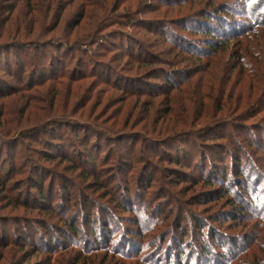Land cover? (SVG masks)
Wrapping results in <instances>:
<instances>
[{"label":"rangeland","instance_id":"1","mask_svg":"<svg viewBox=\"0 0 264 264\" xmlns=\"http://www.w3.org/2000/svg\"><path fill=\"white\" fill-rule=\"evenodd\" d=\"M19 1L25 3V0H4L0 4L8 7L1 11L0 18L7 19L13 11L12 20L6 26L11 30L24 27L22 24L12 26L22 15L18 9L13 10ZM70 1L64 12V23L83 13L81 0ZM88 1L98 2L99 6L86 8V14L90 12L100 17L104 1L108 10L117 9L108 15L118 19L120 24H114L115 19L105 22L107 29L100 34L104 38L99 42L106 43L107 49L85 44L78 45V49L74 48L75 44H69L66 50L62 43L53 41L51 45L46 43L50 48L44 64L37 57L35 64L25 65L28 73L13 64L20 57L15 53L14 57L4 56L0 62V78L9 91L7 95L15 93L9 98L3 97L6 93H0V111L15 113L8 124L0 115V131L8 130L4 135L8 137L0 138V168L5 166L8 171L2 178L7 189L3 192L0 187V264H74L78 259V264H204L206 252L200 248L202 237L196 228L201 224L205 226L201 228L205 239L210 231L218 232L216 238H223V234L239 245L245 243L247 237L254 235L256 227L264 225V220L256 218L260 213L257 210L255 216L243 215L248 222L236 221L232 213L238 211L227 199L242 195L240 198L253 207L264 205V152H260V146L264 147V28L256 27L258 21L264 20V0ZM38 2H35L37 7ZM63 7L64 4L54 6L53 13L63 12ZM29 10L27 3L22 5V11L30 16ZM49 13L47 10L46 16ZM206 13L220 15L227 23L223 32L229 36L213 55L207 52L200 32L206 28L203 22ZM39 16L37 13L38 21ZM53 25L54 22L47 20L44 32L51 31ZM212 25L219 27L216 22ZM28 27L31 30V25ZM39 30L38 24L35 25L34 31ZM63 31L69 32V28L64 27ZM172 34L179 36V40L173 39L179 42L182 39V44L196 55L183 67L166 64L174 60L168 56L169 51L178 53L171 46ZM31 39L26 41L32 42L26 43L25 48L33 52L35 48L31 47H38L39 41ZM5 44L23 46L18 42ZM137 44L146 50L143 57L157 58L155 66L126 54L130 52L125 51L134 49L137 53ZM245 44L248 46L243 48L246 54L237 60L234 55H240V48ZM68 55L69 60L64 62ZM132 67L135 70L128 71ZM63 68L65 78L48 80ZM176 73L183 74L180 79L176 78L177 88L167 91L164 80ZM41 76L46 77L47 82L32 88ZM257 92H261L260 97ZM186 121L188 125L182 127ZM53 125H61L64 142L71 148L70 160L61 165L46 161L37 153L50 151L39 144L42 136L23 137L24 128L43 131ZM65 125L78 128L81 134L83 128H97L103 135L98 144L91 142L97 158L95 164L91 163V169H97L103 177L90 178L92 172L87 174V168L73 158L74 148L68 140L74 141V136ZM113 127L118 130L115 134L109 132ZM20 137L23 138L20 140ZM123 137L126 146L118 144V139ZM74 143L79 144L76 140ZM217 147L223 151L214 162L218 165L217 171L226 170L225 163L228 168L233 165L235 159L229 155L236 157V153H241L237 157L243 158L246 173L251 175L250 189L235 184L231 196L224 198L218 194L221 188L217 185H207L206 181L199 185L188 182L192 170L181 168L188 177L172 174V169L178 168L172 156L188 160L196 152ZM199 159L200 155L195 162ZM38 167L45 179L46 195L51 203L54 200L53 206L63 203L67 210L83 211L86 217L90 208L84 204H95L102 212L94 210L91 214L108 217L112 214L110 207L114 206V199L126 201L129 195L136 196L135 200L130 198L136 212L114 215L116 220L111 229L115 235L100 245L95 244L92 230L86 233L87 229L82 227L81 236L67 240L68 251L40 252L32 244L36 234L44 232L41 222L43 225L59 222L47 208H39L32 199L36 198V190L31 188L32 171H38ZM193 173L198 177L197 182L203 179L197 171ZM226 176L231 174L228 172ZM9 177L12 180L7 182ZM69 198H73V202H68ZM137 200L139 202L135 203ZM105 206L109 208L107 212L103 211ZM165 214L171 228L156 225L166 220ZM82 220L80 216L78 225L82 226ZM152 228L155 231H148ZM184 228L186 237L181 241L178 237ZM8 242L12 244L6 247ZM214 246L212 252L218 256L230 253L217 244ZM261 246L256 249L260 256L254 257L258 259L256 264H264V243Z\"/></svg>","mask_w":264,"mask_h":264},{"label":"trees","instance_id":"2","mask_svg":"<svg viewBox=\"0 0 264 264\" xmlns=\"http://www.w3.org/2000/svg\"><path fill=\"white\" fill-rule=\"evenodd\" d=\"M2 1L4 0H0V4L2 3ZM39 1L40 2H38V7L36 5L37 0H25L24 1L25 3H27V5L31 9L28 11L30 16L26 15L24 11H22V5L25 4V3H21L22 1H19V3L15 7H13L14 8L13 10L18 9V11H21L22 15L18 16L14 20L12 26L22 24L24 25L22 29L18 28L17 30H13L12 28L11 30L9 26L8 28H6L7 24H9L12 20L13 11H10L7 19L0 18V62L3 60L4 56L10 55L11 57H14L13 53H15L19 55L20 57H17L16 61H13V64L15 66H20L23 69L24 73H28V71L25 70V65L28 66V65L35 64L34 60L37 57H38V60L41 61L42 64H44L43 62L48 59L47 53H48V48H50L46 46V43L49 42L51 45L53 41H57L58 44L62 43L63 44L62 48H64L65 46L66 50L70 48L69 44H72V45L75 44L77 47H74V48H78V45L80 44H85L87 46H99L102 49L103 48L107 49V47L104 45L106 43L99 42L101 38L102 39L104 38V36L100 34L105 29H107L106 26L108 25H105L106 24L105 22H110L115 19L113 17L110 18L108 14H111V13L114 14L117 11V9L110 8L108 10L107 6H105L106 3L104 1L103 5H101L100 7L102 14H100V17H98L97 15L91 14L90 12L86 14V8L94 9L95 7L99 6V3L98 2L94 3L95 1L87 2V0H81L82 1L81 11H83V13L79 14L77 19L73 21H70L68 19L64 23L63 22L64 12H66L67 7L69 6L71 2L70 0H64V1L63 0H39ZM20 3H21V6H20ZM63 4L65 6L63 7L64 9L62 8L63 12H58L57 15H56V12L53 13L54 6H62ZM40 5L42 6L39 7ZM46 5H47V8H46ZM5 8H8L6 4H2V6L0 5V16H1V11L5 10ZM47 10L50 11L48 16H46ZM37 13H38V16L40 15L39 21L37 20L38 18ZM94 16H95V21H93ZM206 16L207 17L204 18L205 21H203L205 23L203 24L205 25L206 28L204 29V31H200V32L203 33V38H204L203 40H205L204 44L206 46L207 52L210 53V55H213L215 52L218 51V48L220 47V45L223 42H225V39L229 36L228 34L223 32V30L225 31L227 23H225V19H222L220 15H213V14L207 15L206 13ZM3 19H4L3 21L4 25H1ZM47 20H49L50 23L54 22V25L51 31H48V33L44 32V25ZM117 20L118 19H115V21H112V22H115L114 24H120ZM213 22H216L217 25H219V27L217 28L215 27V25H212ZM37 24L40 27V30L35 32L34 27ZM83 24L85 25V27H83ZM28 25H31V30H29ZM64 27H66L67 29L69 28V32H66V31L64 32L63 31ZM256 27L264 28V20L258 21V23L256 24ZM83 30H85V33H83ZM191 30L192 32L193 31L195 32V30L193 29ZM158 32H159L158 35L161 36L160 31ZM45 36H52V37L50 39L45 40L43 39L45 38ZM175 37H177L176 34L171 35V42H172L171 46L178 53L174 54V50L169 51L168 56L170 57V59L173 58L174 60L167 61L170 63H166V64H173L174 66L179 68L180 66L183 67L187 65L188 64L187 62H189L188 60L191 57H195L196 55L195 54L193 55L192 50H190L189 48H187L186 46L182 44L184 42L182 39L179 42V41H176V39H173ZM178 37H177V40H179ZM233 37L234 35L231 36L232 39H234ZM31 38L38 39V41L40 42V43L38 42V47H31V48H35L33 52L25 48L26 43L32 42V41L26 42L27 40H33ZM6 42H18L19 45H23V46L15 47L13 45L11 47H8V45L5 44ZM40 44H43V45L39 46ZM137 45H138L137 53H136V50L134 49L131 51H125V52H130L126 54L128 56L136 57L142 63L148 66H151V67L155 66L156 64L155 62L157 58H153V57L149 58L145 56L143 57L142 54H144L146 50L143 48L141 44H137ZM245 47H248V46L246 44L241 46L240 55L238 54L234 55V57H236L237 60L240 59L239 57H241L242 54L243 55L246 54L245 51L243 50V48L246 49ZM56 48L57 47H55V49ZM78 49H80V47ZM69 51L70 53L72 52L71 50ZM69 55L66 57V59H64V62L69 60ZM51 57H54V55L51 54ZM242 61H244L243 63H246L245 60H242ZM134 70H135L134 67H132L128 71H134ZM37 74L38 73H36L35 76ZM55 74H57L55 77H49L48 80L52 79L53 81H56L57 79H62L66 77L64 68L62 69L61 72L56 71ZM181 75L183 74L182 73L171 74L169 77H167L164 80V82H166L167 91L171 92L172 90H174L173 88H177L175 87V83L178 79L181 78ZM177 77L178 79L176 80ZM45 78L46 77L41 76L39 81L37 79L32 88H38V85H42L46 83L47 81L44 80ZM0 80H1L0 81V93H6V95L3 96L4 98H9V96H12L13 94H15V93H9V95H7L9 91L5 89L6 85L5 86L3 85L4 80H2V78H0ZM16 82H19V79ZM8 89L10 90L11 87H8ZM256 94L257 95L260 94L259 97L261 96V92H257ZM0 112H1L0 115L2 117H5L6 119V120H3V122L7 124L9 123L10 116L15 115V113L14 114L10 113L9 110H6V111L1 110ZM256 112H261V111H256ZM187 125L188 123L186 121V123L182 124V127H186ZM65 126H66V130L69 129L71 131V134L74 136V141L76 140L79 142L78 144V143H74L73 140H68L69 145H71L72 148H74L72 152L73 158L80 160V163L78 164L80 166L83 165L82 167L87 168L86 169L88 170L87 174L92 172V174L89 175L90 178L103 177L99 174L97 169H91L92 164H95L97 161V158L95 157L96 154L94 153V147L92 146L91 142H96L98 144L100 140L103 138V135H100L101 133L97 128L92 129V130L88 128H83L82 129L83 133L81 134L78 128H75L72 125H65ZM60 129H61V125L49 126V127H46L43 131H39V128L38 129L24 128L23 132H25V135L24 136L22 135V136L23 137L28 136V138L31 136L33 137L42 136L41 137L42 140L39 141V144H41L47 150H50V151L48 152L38 151L37 153L40 154L44 160L52 162V163H56L57 165H61V164L67 163L70 160L69 152L71 148L67 147V143L64 142V139H63L64 137H63L62 132H60ZM257 129L258 128H256V130ZM17 130L18 129H15V132H17ZM26 132H28V134H26ZM41 132H44V134H42ZM109 132H111L112 134H115L118 132V130H116L113 127L112 129H110ZM258 132H260V129H258ZM262 133L264 134V132ZM7 134H8L7 129H4L2 132L0 131V138L8 137V136H4ZM23 137H20L19 139L21 140V138ZM125 140L126 138L124 137L118 139V144H123L124 146H126L127 144L125 143ZM17 141H14V142H17ZM61 143H64V145H62ZM76 145H79V146H76ZM260 148H261L260 152H264V147L260 146ZM225 152L229 153V151L227 150ZM222 153L223 151H221L217 147V148H209L208 151L205 150V151L196 152L192 156H190L188 160L182 159L181 157L172 156L171 157L172 162H174V164L178 166V168L172 169V172H173L172 174L173 175L176 174L178 175V177H181V175H184V176L186 175L188 177L189 175L182 172L183 171L181 169L182 167L186 168L187 170H192L193 172L197 171L199 177H202L203 179L197 182L196 179L198 177H195L193 175L194 173L192 172L190 176L188 177L189 179L188 182L191 181L190 183L199 185L202 181H206L207 185H210V186L217 185L221 188V189H218V194L220 195V197L222 196L224 198H228L229 196H231L230 194L234 191L233 188L235 187V184H237L241 188L250 189L251 175H248L246 173L247 167L246 165L242 164L243 158L237 157V156H241V153H236L235 154L236 157H234L233 155H229L231 159L233 160L235 159V162L233 163V165H231V167L228 168V165L225 163L223 166L226 168V170H224L223 172L216 170L218 165L215 164L214 162L218 159V157L220 158L222 156ZM198 155H200V159L198 160V162H195L196 157ZM5 169H6L5 166H2L0 168V172H3L2 175L0 176V187L2 186L1 190L3 192L5 189H7L6 183L3 184V181H2L3 176H5L6 173L8 172L7 170L5 171ZM33 170L34 171H32V175H34L35 177L34 176L31 177V182H33L31 185V188L36 190L35 191L36 198L35 199L32 198V199L34 203L38 204L39 208H47L46 210H48V212L49 211L51 212V216L55 215L54 217H56L59 222L58 224H54V225H50V224L43 225V223L41 222V225L45 227L44 228L45 230L42 229L44 231L43 233H39V235L38 233L36 234V238H34L35 243L32 244V246L35 249L39 250L40 252H43V253L48 252L50 254H54L58 252H64L66 250L68 251L69 247H67L68 245L67 240L70 237L77 238L78 236H81L84 232L82 231V227L87 229L86 233H89L92 230L93 232L92 237L95 240V244L100 245L102 244V241L108 240L107 238L113 237L115 235L114 231H112L111 229V226L113 225V221L115 219L113 217L114 215L119 214V212H129V213L136 212V208L132 204L131 199H130L132 197V199L135 200L136 196L130 197L129 195L126 196L127 197L126 201H116L113 197L115 201L114 206L110 207L113 215L110 214L108 215V217H104L103 215H100V213L99 215H96L97 214L96 213L93 216V214H91L92 211L95 210L96 212L97 211L99 212L102 210L100 206H97L95 204L94 205L84 204L86 208H90L89 213L86 214V217H84L83 211L72 212L70 208H68L67 210L63 203L58 204L59 206L58 205L53 206L52 203L54 202V200H52V203H51L50 197L46 195V188H45L46 186L44 183L45 179H43L44 177L42 176V173L40 172V168L38 167V171H35V169ZM205 171H207L206 175H202ZM228 172L229 174H231L230 177L226 176V173ZM10 180L12 179L9 177L7 182H9ZM215 182L217 183L215 184ZM252 191H253V188L251 189V192ZM65 193L68 194L67 192ZM255 194H258V192L255 191ZM99 196L104 197V195H99ZM107 196L109 197V195ZM240 197H242V195L229 197L227 199V201L229 202V205L234 206L235 209L238 211V212L234 211L232 213L236 221L240 220L241 222H248L247 218L243 217V215L246 213H248L247 214L248 216L254 215V213L257 212V210H259L260 213H258L256 218L260 220H264V205L262 206L257 205V207H253L249 205L250 202L244 201V198L242 199ZM120 199H121V196H120ZM237 200L240 201V204L238 205H237ZM68 202L70 203L73 202V198H69ZM77 202L78 200L75 201V203ZM80 202L82 201H79V203ZM137 202H139V200H137L135 203ZM108 210L109 208L106 206L103 208L104 212H107ZM56 211H57V214H56ZM63 212H65L63 215H60V216L58 215V214H62ZM80 216L83 219L82 220L83 223L81 224L82 226L78 225V220ZM165 219L166 220H163L160 224L157 223L156 225L158 227H161V225H163L165 227L167 226L166 228L168 227L171 228V225L169 226L170 223H169L168 216L166 214H165ZM236 221L235 222L233 221V222L237 223ZM60 224L62 225L60 226ZM204 227L205 226H202V224L196 226V228L200 230L199 232L202 237L200 240V248L202 249V252H206L204 255L205 257L204 264H225V263L229 264L228 262H231V264L233 263L234 264L236 263H239V264H254L255 263L256 264V262H258V259L254 257L258 256L257 251H256L257 247L262 248L261 245L262 243H264V225L256 227V231L254 235H252L251 237H247L246 242L241 245L237 244L236 240L228 238L227 236H224L223 234L222 235L220 234L223 238H220V237L218 238V236L216 238V235H218V232L211 233L209 231V235L207 239H205L203 230L201 229ZM148 231L152 232V231H155V229L152 228V229H149ZM185 237H186V228L183 229L182 233H180L178 238L182 241ZM1 241L4 242L5 239L1 238ZM25 241H27V238L25 239ZM11 244L12 242H8L7 245L5 246L8 247ZM215 244H217L218 247L229 251L230 253L226 256L225 255L218 256L216 253L214 254L212 252V248ZM258 257L260 258V256ZM78 262H80V259H78ZM78 262H75L74 264H78Z\"/></svg>","mask_w":264,"mask_h":264}]
</instances>
